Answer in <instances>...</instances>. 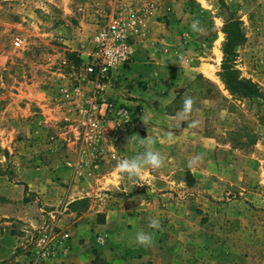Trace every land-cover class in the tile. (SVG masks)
Here are the masks:
<instances>
[{"label": "rangeland", "instance_id": "obj_1", "mask_svg": "<svg viewBox=\"0 0 264 264\" xmlns=\"http://www.w3.org/2000/svg\"><path fill=\"white\" fill-rule=\"evenodd\" d=\"M131 11L146 32L140 39L155 20L163 23L165 49L178 51L166 64L180 82L172 106L183 109L184 98L193 99L187 120L179 118L181 128L172 132L176 143L147 181L102 158L111 134L92 141L82 111L100 91L86 72L93 36L110 15ZM231 17L245 33L235 65L264 88V0H0V227L31 231L0 236V264H264V98L234 96L221 79L223 27ZM111 86L118 95L133 91L126 82ZM137 126L124 136L139 132ZM196 155L202 159L190 167ZM88 159L97 170L118 168L115 189L97 193L119 208L97 213L105 226L93 236L65 230L67 253L36 259L31 235L40 226L27 218H45L44 227L56 224L60 212L41 211L40 194L23 192L22 184L44 169ZM95 197L69 207L82 214ZM153 217L159 228L149 226ZM141 230L152 234L150 246L136 243Z\"/></svg>", "mask_w": 264, "mask_h": 264}, {"label": "crops", "instance_id": "obj_2", "mask_svg": "<svg viewBox=\"0 0 264 264\" xmlns=\"http://www.w3.org/2000/svg\"><path fill=\"white\" fill-rule=\"evenodd\" d=\"M162 24L155 20L147 21V26L150 28V31L147 32L148 38L139 39L137 56L130 64V69L121 68L115 74L119 82L129 83L133 91L124 90L118 95L119 90L112 86L106 88L105 94L107 96L120 101L129 99L130 103L138 104L142 111L138 126L135 128V131L138 130L139 132H135L131 137H121L117 141H111L110 138L103 140L101 146L104 148L100 154L108 162L117 161L119 164L122 159L132 158L143 153L147 148L162 153L172 143H176V140H172L173 135L169 138V134L173 130L181 128L175 127V125H177L179 118L181 119L182 108L172 106L178 100L181 89L179 78L171 76L172 71L166 69V64L169 65V58L176 60L178 51L175 46L169 47V50L165 49L166 38H164L165 33ZM86 52L83 54L85 57L88 55ZM111 128L112 122H109L107 126L108 135ZM149 139H152V144H147ZM90 161L88 159L84 163L78 162L76 165L72 163V165L61 164L52 169H44L35 178L27 180L26 184H22L23 192L27 187L29 191L40 194L46 207L40 208L41 211L50 214L51 217L55 216L54 213L57 211L60 212L56 218V224L63 231L68 230L72 236H93L92 233L96 229L100 230L105 226L103 222L97 223V213L105 211L104 208L111 212L119 208L115 205V201L108 205L107 198L102 193H97L102 188L115 189L114 181H118L115 178V173L118 172V168H102L101 171L100 168L99 170L95 167L91 168L92 163ZM153 171L151 166H145L140 178L146 180L149 177L151 180L150 176ZM108 179L111 182H107ZM94 192L96 197L92 199V204L86 212L80 214L69 207L71 203L88 197ZM112 198L114 199V195ZM46 214L43 215L46 216ZM18 217L20 219V216ZM49 219L51 218L49 217ZM45 220L42 217L40 221L32 218H27L26 221H29L30 225L33 226L36 224L43 226ZM14 229V226L4 227L3 231L0 227V236H27L23 232H15Z\"/></svg>", "mask_w": 264, "mask_h": 264}, {"label": "built area", "instance_id": "obj_3", "mask_svg": "<svg viewBox=\"0 0 264 264\" xmlns=\"http://www.w3.org/2000/svg\"><path fill=\"white\" fill-rule=\"evenodd\" d=\"M143 33L138 17L131 11L128 15H110L93 36L86 72L92 76L91 81L100 91L90 96L82 111L94 130L92 141L95 143L100 142L104 133H109V122H112L110 138L112 136L114 140L120 139L139 123L141 109L138 104L130 103L129 99L115 101L105 93L107 86L119 82L116 72L121 68L127 69L135 60L138 41ZM14 42L20 45L21 40L17 38ZM27 232V235L31 233ZM31 236H37L33 254L36 259H49L59 251H69L70 233L58 230L55 223L40 226Z\"/></svg>", "mask_w": 264, "mask_h": 264}, {"label": "trees", "instance_id": "obj_4", "mask_svg": "<svg viewBox=\"0 0 264 264\" xmlns=\"http://www.w3.org/2000/svg\"><path fill=\"white\" fill-rule=\"evenodd\" d=\"M226 41L223 46L224 61L221 79L226 88L239 98H264V88L251 78L241 76L235 65L236 47L245 40L241 21L231 17L224 25Z\"/></svg>", "mask_w": 264, "mask_h": 264}, {"label": "clouds", "instance_id": "obj_5", "mask_svg": "<svg viewBox=\"0 0 264 264\" xmlns=\"http://www.w3.org/2000/svg\"><path fill=\"white\" fill-rule=\"evenodd\" d=\"M192 29L194 31H199V25L197 22H193ZM193 105V99L192 97L188 96L184 98L183 101V109L180 113L181 121L187 120L186 117L191 111ZM190 123L195 124L197 122L190 121ZM180 123L175 125V127H178ZM171 135H174L173 133L169 134V138ZM144 143V141H141ZM152 139H149L147 141V144H152ZM202 156L196 155L191 157L189 160V166H193L197 164L199 161H201ZM164 161L163 155L159 151H155L152 148H147L143 153L138 154L136 156H133L129 159H122L119 161L118 168L121 173H126L129 178H139L143 175L145 166H151L152 168H158L162 165ZM149 226L152 228H159L160 227V221L157 217H153L149 220ZM135 241L136 243L143 245V246H150L153 242L152 234L146 231H138L135 234Z\"/></svg>", "mask_w": 264, "mask_h": 264}]
</instances>
